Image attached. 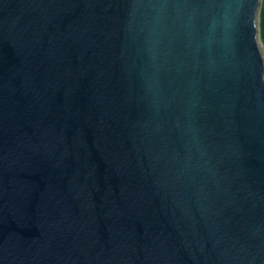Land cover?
I'll return each mask as SVG.
<instances>
[{"label":"water","instance_id":"water-1","mask_svg":"<svg viewBox=\"0 0 264 264\" xmlns=\"http://www.w3.org/2000/svg\"><path fill=\"white\" fill-rule=\"evenodd\" d=\"M262 0H0V264H264Z\"/></svg>","mask_w":264,"mask_h":264},{"label":"trees","instance_id":"trees-1","mask_svg":"<svg viewBox=\"0 0 264 264\" xmlns=\"http://www.w3.org/2000/svg\"><path fill=\"white\" fill-rule=\"evenodd\" d=\"M259 30H260V37L261 41L264 45V0H262L260 12H259Z\"/></svg>","mask_w":264,"mask_h":264},{"label":"rangeland","instance_id":"rangeland-1","mask_svg":"<svg viewBox=\"0 0 264 264\" xmlns=\"http://www.w3.org/2000/svg\"><path fill=\"white\" fill-rule=\"evenodd\" d=\"M259 43H260L261 49H262L263 54H264V45H263V42L261 41L260 32H259Z\"/></svg>","mask_w":264,"mask_h":264}]
</instances>
